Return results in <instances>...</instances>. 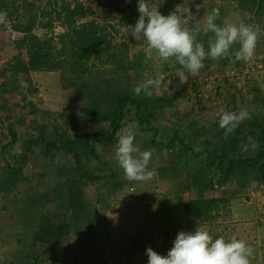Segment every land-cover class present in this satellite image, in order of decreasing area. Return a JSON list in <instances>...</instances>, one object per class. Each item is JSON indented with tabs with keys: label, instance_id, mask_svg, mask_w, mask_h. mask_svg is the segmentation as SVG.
I'll return each instance as SVG.
<instances>
[{
	"label": "rangeland",
	"instance_id": "374dc122",
	"mask_svg": "<svg viewBox=\"0 0 264 264\" xmlns=\"http://www.w3.org/2000/svg\"><path fill=\"white\" fill-rule=\"evenodd\" d=\"M13 1L14 4H9ZM116 1L100 6L95 0L91 12L83 18L77 16L75 26L93 20L105 35L101 51L87 60L85 75L74 78L78 85L87 86L84 98L74 96V86L68 84L74 74L68 68L64 74L60 68L17 75L9 70L17 55L27 58L25 48H17L23 33L14 25H25L34 12L43 14L42 20H36L33 33L41 38L49 33L57 37L58 33L66 32L69 24L62 25V19L56 18L60 12V17L66 19V0L26 1L31 7L22 0H5L7 7L0 8V12L7 14V22L0 24V264H148V256L140 251L142 248L166 256L180 231H195L198 226L204 230L205 225L213 239L222 236L230 240L234 236L244 240L254 250L251 264H264V201L260 200V210L251 208L256 197L250 193L264 198V193H259L264 187L252 183L249 190L242 189L231 179L215 182L213 189L199 192L200 187L194 183L195 176L199 177L196 171L204 161V155L196 154L198 143L212 136L213 123H219L218 113L238 112L242 108L251 116L264 113V18L257 17L252 9L240 8L237 0H195L201 11L198 14L181 0L171 6L166 0H147L164 16L173 12L181 17L195 16L185 27L193 32L200 30L196 41L201 44L207 42L202 29L213 9L220 12L218 25L243 22L259 32L251 62L238 61L234 55L219 60L206 57L199 75L188 76V82L181 85L179 77L160 81L161 70L172 61L148 59L155 52L150 51L145 39L131 35L136 22L131 25L116 22L123 12L140 15L138 0ZM115 37H120V44L114 41ZM122 42L127 45L126 53L113 57L121 50ZM52 44L54 52L62 46L57 38ZM203 46L207 53L209 42ZM132 62L139 66L133 67ZM139 79L159 80L154 96L172 97L177 92L181 96L173 98L170 106L156 108L149 124H139L131 119L133 114L127 115L118 134L119 137L131 128L136 132L135 144L139 149L151 150L148 165L153 173L151 180L136 182L125 177L115 156L118 138L96 146L103 162L114 170L113 177L99 174L101 166L97 158L85 150L83 160L91 172L98 174L97 178L74 176L75 161L65 150H46L42 146L40 151H27L25 160L19 158L25 152L23 141L27 136L37 135L39 124L45 126L47 136L56 132L72 138L91 129L107 128L102 113L91 118L88 97L92 94L102 97L114 89L128 90ZM107 103V100L99 101L92 109L103 110ZM10 126L16 133L14 141L8 130ZM177 129L180 132L172 137ZM195 131L202 134L193 136ZM162 136L171 137L167 146L162 143L167 141ZM183 136L190 145L187 151L179 142ZM153 139L161 144L154 146ZM12 167H20L15 177ZM215 171L213 167L212 176ZM68 176H74L82 189L80 202L85 205L84 216L74 212L79 207L72 210L67 207ZM200 194L221 199L214 219L205 224L192 221L183 212V203ZM46 217L55 226L64 224L62 238L55 246L34 238Z\"/></svg>",
	"mask_w": 264,
	"mask_h": 264
},
{
	"label": "trees",
	"instance_id": "16d2710c",
	"mask_svg": "<svg viewBox=\"0 0 264 264\" xmlns=\"http://www.w3.org/2000/svg\"><path fill=\"white\" fill-rule=\"evenodd\" d=\"M22 1L25 5L32 6L26 2L28 0ZM166 1H168L169 6L176 2V0ZM237 2L240 8L252 9L257 17L264 18V0H237ZM9 4H14V1L9 2ZM67 5V20L65 17H60V12L57 13L56 18L62 19V25H65V22L69 24L66 27V32L58 33L56 35L57 37L51 36V33H49V36L41 38L33 33L32 28L35 27L36 20H42L43 14L34 12L29 16V20L25 25H14V28L23 33L21 39L17 41V48H25L27 58L23 59L17 55L14 62L10 64L9 70L12 74L17 75L18 73L27 74L34 70L49 71L54 68H60L61 70L63 69L64 74L65 70L68 68V71L74 74L73 77H70L68 82L69 85L74 86V96L84 98L86 96L84 90L87 86L85 83L78 85L77 82L74 81V78H80L85 75L88 69L87 60L101 51L102 44L105 41V35L103 36V34H101L100 27L93 20H84L75 26L78 18L77 16L83 18L88 12H91L90 7L85 8L80 4H76L70 8L68 3ZM3 7L6 8L7 3L5 0H0V8ZM49 17L48 25L51 27L50 13ZM138 19L139 14L123 13L121 21L129 24L130 22H137ZM55 38L62 44L61 48L56 50V52H54V45L52 44ZM210 40H214V34L211 32L205 33V41L207 42H204L202 45L208 46ZM121 44H123V42ZM119 49L121 50L117 51L113 57H116L117 54L120 53H126L127 45L123 44ZM238 49L239 45L236 43L232 46L231 51L234 53ZM132 64L133 67L134 65L137 67L139 66L137 62L135 64L132 62ZM177 69H181V66L178 63L174 64L171 62V64L163 70L167 73L169 78L172 75L177 78ZM185 74L188 75L186 70ZM142 81L145 80L139 79L137 83L128 90L120 91L114 89L102 97L98 96L96 98L93 94L88 97L91 118L94 117V114L99 115L102 113V117L107 122V128H101L99 130L91 129L82 135H77L75 138H72L68 135L66 136V133L57 134L56 132L47 136L44 130L45 126L39 124L36 127L38 131L37 135L35 137L34 135L27 136L23 141L22 145L25 148V152L22 153L19 158L25 160L27 158V151L34 152L37 149L40 151L42 146L46 150L49 148L65 150L73 156L75 161L74 176L78 174L83 177L90 176L92 178H97L98 174L95 175L91 172L90 166L83 160V153L85 150L87 154H92L97 158L101 166V169H98V172H101L99 174H103L105 177H113L115 175L114 170L103 162L102 156L96 151V146L106 145L115 141L125 124L127 115L133 114L131 119H135L139 124H149V121L154 118V111L156 108L162 109L166 106H170L173 103V98L181 97L178 92L174 93L172 97L164 95L154 96V88L152 89L153 94L151 97L144 94L137 96L133 93L132 89ZM102 100L108 101L107 106L103 110H95L94 112L92 107ZM99 119H97L96 122ZM212 128V136L198 143L199 151L196 154L204 155L203 164L199 166L196 171V175L198 174L199 177L195 176L194 178L195 185L200 187L199 192L213 189L215 182L223 183L231 179H234L237 186L242 189L247 188L252 183L264 187V113L251 116V119L240 124L234 134L230 135L227 139H225L224 130L219 127V123H213ZM8 130L12 135L11 141H14L16 136L15 131L11 126ZM179 132L180 129L174 131L172 137L178 135ZM197 134L199 135L202 133L197 131L192 133L193 136ZM192 135H190L191 138L193 137ZM248 137H252L253 140L258 143L259 147L254 150L251 148L245 150V145L248 144ZM185 138V136L179 137V142L181 148L187 151L190 149V145L184 142ZM165 139H167V141H162V143L167 146L170 143L171 137H163V140ZM158 142L153 139L152 144L154 146L161 144L160 141ZM213 167L216 171L212 176ZM19 170L20 167L11 168L13 177L18 175ZM74 176L67 177L68 183L70 184V194L68 199H66L68 202L67 207H70L71 210L79 207L74 210V212L79 216H84L85 205H81L80 202L82 189ZM220 204V198L204 197L200 194L196 198H192L183 203V212L189 215L192 221L208 222L214 219V213ZM64 229V224L55 226L50 222V219L46 217L43 228L34 233V238L37 241L40 240L51 246H55L61 240ZM140 251L146 254L145 248H142Z\"/></svg>",
	"mask_w": 264,
	"mask_h": 264
},
{
	"label": "clouds",
	"instance_id": "9594fccd",
	"mask_svg": "<svg viewBox=\"0 0 264 264\" xmlns=\"http://www.w3.org/2000/svg\"><path fill=\"white\" fill-rule=\"evenodd\" d=\"M131 2V0H126ZM199 8V6H198ZM140 13L131 35L143 38L147 41L150 51L155 56L148 59L159 61H172L181 66L177 72L180 84L188 82V75L196 77L204 67V59L210 57L213 60L229 58L234 55L238 61L251 62L256 54L259 32L252 25L243 22L239 24L225 23L220 26L216 23L220 12L213 9L206 17L203 32L214 34V40L209 41V50L206 53L204 46L196 41L199 29L190 31L186 24L193 21L195 16L190 14L181 17L173 12L167 16L162 15L158 8L152 7L147 0H138ZM7 22V14L0 12V24ZM239 43L240 47L234 53L231 48ZM185 70L188 75L185 74ZM159 80L148 79L142 81L132 89L137 96L144 94L151 97L152 89L158 86ZM219 127L224 130L227 139L245 120L251 119V114L246 108L235 111H221L218 113ZM136 132L129 128L119 135L115 149L118 166L123 170L129 181H148L153 173L148 170L152 158L151 150L141 151L135 144ZM258 143L252 137H248V148L256 149ZM253 248L244 240L232 237L226 240L224 237L213 239L207 230L199 226L194 232L180 231L173 247L167 255H160L151 248L146 249L148 264H251Z\"/></svg>",
	"mask_w": 264,
	"mask_h": 264
},
{
	"label": "crops",
	"instance_id": "0c3cea01",
	"mask_svg": "<svg viewBox=\"0 0 264 264\" xmlns=\"http://www.w3.org/2000/svg\"><path fill=\"white\" fill-rule=\"evenodd\" d=\"M113 1L118 2V1H116V0H98V5H100V6H101V5L105 6L104 3H107V2H113ZM177 1H178V0H177ZM181 2L184 3L186 7H189L188 9L194 10V11H195V14H196V13H197V14H198V13H201V11H199V10L197 9L198 7H196V2H195V0H181ZM93 8H94V7H93ZM117 10H120V9L117 8ZM185 12H186V11H185ZM110 13H111V11H110ZM123 13H124V12H123ZM123 13H120V15H118V19H116V22H119V23H122V24H125V25H131V24H134V23H135V22H130L129 24L123 23V22L121 21V20H122V14H123ZM247 189L249 190L250 187H248ZM260 192H261L262 194L264 193V191H262L261 189L259 190V193H260ZM250 193L252 194V197H253V196L256 197L255 200H254L255 202L253 201V203H254L255 206H254V207H251V208L259 209V210H260V209L262 208V202L264 201V198H262V197L260 198V197L256 196L257 193H256V194H254L253 192H250ZM252 197H251V198H252ZM263 197H264V196H263ZM251 198H250V199H251ZM252 199H253V198H252ZM252 199H251V200H252ZM260 200H261L262 202H261ZM263 203H264V202H263ZM202 223L205 224L206 222H202ZM204 228H205L204 230H207V225H205ZM189 231H190V230H189ZM190 232H194V231H190Z\"/></svg>",
	"mask_w": 264,
	"mask_h": 264
},
{
	"label": "built area",
	"instance_id": "2783aa9c",
	"mask_svg": "<svg viewBox=\"0 0 264 264\" xmlns=\"http://www.w3.org/2000/svg\"><path fill=\"white\" fill-rule=\"evenodd\" d=\"M67 3L69 4V7L72 8L73 6H75L76 4H80L82 5L83 7H90V8H93V3L95 2V0H66ZM114 41L116 42H121V39L120 37H115L114 38ZM160 81H164V80H167L169 79L167 73H165L164 70H161L160 74H159V77ZM170 79L174 80L175 79V76L172 75L170 77ZM132 190V188H130Z\"/></svg>",
	"mask_w": 264,
	"mask_h": 264
}]
</instances>
